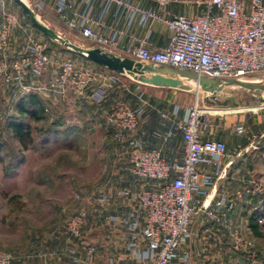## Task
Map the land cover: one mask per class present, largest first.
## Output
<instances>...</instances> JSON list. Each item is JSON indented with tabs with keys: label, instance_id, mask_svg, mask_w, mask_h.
I'll return each mask as SVG.
<instances>
[{
	"label": "built area",
	"instance_id": "built-area-1",
	"mask_svg": "<svg viewBox=\"0 0 264 264\" xmlns=\"http://www.w3.org/2000/svg\"><path fill=\"white\" fill-rule=\"evenodd\" d=\"M152 1L156 3V9L129 0H102V12H105L109 4H113L125 13H137L143 20L164 24L172 32V38L162 49L149 47L144 42L132 47L121 46L117 39L92 28L94 24L100 25V21L80 16L75 0H56L54 9L69 30L122 59L129 58L210 78L244 80V76L264 72V0ZM81 2L89 4L92 0ZM170 4L194 7L199 12L193 16L172 15ZM0 8V79L29 90L30 87L23 84L24 78L29 74H40L51 63L48 43L27 36L26 49L10 57L7 54L9 40L19 26L18 17L5 9L3 0H0ZM52 79L59 93L70 90L76 97L88 95L97 104L107 98L105 82L115 81L114 76L85 64H77L70 58L61 62ZM258 110L264 117V107ZM144 113L143 105L131 107L120 100L111 104L105 113L106 124L115 132V140L124 143L133 182H156L151 189L126 186L113 190L117 202L128 211L123 215L112 213L109 221L120 224L129 232L131 247L138 250V242L144 241L148 250L154 253V264H181L180 259L188 263L189 257L185 255L179 259L177 251L191 236L192 219L204 213L219 221L225 216L224 208L232 210L236 206L235 201L226 197L217 199L211 208L203 206L200 198L208 195L219 173L208 172L199 166L218 168L225 160L236 156L242 148L236 145L233 150H229L223 139L208 137V125L203 118V111L195 102L185 110L181 120L173 121L174 130L182 134L184 147L182 163H170L160 147L145 148L141 140L130 136ZM173 114L176 115L177 110ZM161 116L168 118L164 114ZM233 131L238 135L246 133L243 122H235ZM170 136L171 133L167 132L161 136V141L167 142ZM257 144L258 141L252 140L249 146L256 149ZM243 194L256 198L264 196V177L249 179L239 197ZM76 199L85 204L66 220L64 232L71 240L80 239L82 249L92 254L96 251L95 246L83 237L89 221L86 204L90 198L85 199L78 192ZM93 202L102 210H109L113 204L112 193L101 190L94 194ZM230 238L233 251L242 253L248 262L255 259L252 240L245 237L238 228L231 229ZM127 249H130V245ZM68 253L76 255L77 248L70 247ZM12 262L11 252L0 250V264Z\"/></svg>",
	"mask_w": 264,
	"mask_h": 264
},
{
	"label": "rangeland",
	"instance_id": "rangeland-1",
	"mask_svg": "<svg viewBox=\"0 0 264 264\" xmlns=\"http://www.w3.org/2000/svg\"><path fill=\"white\" fill-rule=\"evenodd\" d=\"M3 2L8 12L25 17L15 0ZM62 37L86 49L96 48L94 43L76 38L68 30L63 32ZM42 38L47 41L48 47L55 46L64 52L68 51L63 45L46 37ZM70 52L68 57L77 64L80 62L98 70H107ZM128 65L141 66L145 70L138 69L144 72H147L146 68L149 72H158L155 66L136 60ZM43 72L37 75H42ZM109 72L116 75L115 80L138 82L134 85V93L141 92L142 84H147L128 75ZM117 76L121 79H117ZM243 79L255 82L264 80V72L244 76ZM163 88H166L163 97L157 101L151 95L142 98L133 95L131 100L121 102L131 107L143 105L146 114L156 115L162 120H166L162 118V114L170 117L177 110L178 116H182L187 108L198 102L208 125L207 133L213 134L233 132V125L238 121L249 127H253V124L263 125L264 117L258 109H246L263 105L252 100V96L256 95L252 90L228 85L216 87V90L195 81L174 89ZM41 89L46 92L45 95L38 93L32 86L29 90H23L20 86L7 84L0 79V250L11 252L12 255L29 250L31 238L36 235L46 238L48 235L61 233L66 220L85 204L77 201L78 192L85 199L90 198L86 208L89 211V221H92L97 215L96 210H101L93 202L97 192L111 187L115 190L139 186L144 182L153 183L147 180L133 182L124 153V143L115 140V132L106 124L108 104L105 107L103 102L100 105H81L73 99L59 101L58 98L57 101L49 102L46 99L49 90L46 87ZM33 92L41 94L45 111L39 120L34 121L28 117L23 119L24 124L30 127V132L20 143L12 136L7 123L13 118H19L15 106L20 98ZM261 94L264 96V92ZM230 98L238 106H233L231 102L221 104ZM234 108L244 110L214 113ZM101 111L105 113H99ZM19 159H22V163L13 167ZM260 165H263L262 160ZM263 198L264 196L261 197ZM91 234L92 231L87 237L92 238ZM259 242L263 252L260 261L264 264V241Z\"/></svg>",
	"mask_w": 264,
	"mask_h": 264
},
{
	"label": "crops",
	"instance_id": "crops-1",
	"mask_svg": "<svg viewBox=\"0 0 264 264\" xmlns=\"http://www.w3.org/2000/svg\"><path fill=\"white\" fill-rule=\"evenodd\" d=\"M23 1L45 25L61 36L65 30H68L76 38H82L77 33L69 30L56 14L54 9L56 0ZM129 1L140 6L156 9V3L152 0ZM75 6L80 16H89L93 17L94 20L100 21V25L94 24L92 26L95 31L117 39L120 45L124 47H132L140 42H144L149 47L162 49L169 44L172 38V32L164 24L143 20L141 15L137 13H125L121 8L113 4H109L105 12H102V0H92L89 4H84L81 0H75ZM169 10L172 15L182 14L186 16H193L199 12L194 7H186L182 4H170ZM27 21L25 17H18L19 26L12 32L9 40L7 54L10 57L26 49L27 36H32L36 39H43L42 37H45L41 36L43 34L33 28L29 21ZM65 52L60 48L50 46L48 54L51 63L45 72L42 75L29 74L24 78L23 84L36 88L38 93L44 95L46 92L41 88L46 87L49 90V93H47L48 97L46 98L49 102H54L53 100L57 101L58 98L59 101L73 99V101H77L81 105H85V103L96 104L88 98V95L76 97L71 92H68V90L65 93L58 92L52 78L59 70L61 62L69 58L68 54L70 55V50ZM113 55L122 59L118 55ZM100 71L116 78L115 74L109 72L111 70ZM117 79H121V77ZM135 83L138 82L135 80L105 82L107 98L102 105L103 107L109 105L106 111L109 110L112 102L131 100L133 95H141L142 97L151 95L157 101L163 97L164 90L166 89L152 84H142L141 92L134 93ZM261 107L264 106L259 105L256 108L250 107L247 109H260ZM222 111L224 110L214 111V113L218 114ZM99 113L104 114L105 112L101 111ZM169 116L166 120H162L156 115L144 113L140 117L135 131L130 136L141 140L145 148L160 147L163 156L168 162L180 164L183 160L184 142L181 132L174 130L173 121L181 120L184 113L182 116H178V113ZM253 125V127L245 126L246 133L241 135L236 134L234 131L218 134L207 133L208 137L226 141L229 150H233L236 145H240L242 150L233 158L225 160L218 168L199 166L208 172L217 171L219 173L215 184L212 188H209L208 195L200 198V201L204 207L208 206L211 208L217 199L226 197L228 200L235 201L236 206L232 210L224 208L225 216L219 221L209 218L204 213H200L192 219L191 236L181 244L177 251L179 259L187 255L190 261L185 263L180 259L181 264H262L260 261V258L263 256L262 248L260 247L262 244L252 235L248 227L249 214L260 205L261 199L245 194L239 197V194L243 193V187L249 179L264 177V122L263 125ZM167 132H170L171 136L167 142L163 143L161 136ZM252 140L258 141L256 149H251L249 146ZM260 160H262V166L260 165ZM152 182H144L139 186L151 189L156 185L155 181ZM107 191L112 193L113 204L109 210L104 211L101 209L99 212L96 210L95 213L97 215L93 217L92 221H88L83 233L85 240L95 246L96 251L94 253L89 254L85 252L81 247L80 239L71 240L65 234L62 227L61 233L52 234V236L48 235L46 238H40L37 235L31 238L32 244L30 245V249L20 254H14L12 264H154V253L148 250L144 241L140 240L138 242V250L131 247L133 245L129 232L120 224L109 221V216L112 213L123 215L128 209L117 202L112 187L107 189ZM233 228H238L245 237L252 240L255 254L253 261H246L242 253L231 249L230 235ZM91 231L92 238L87 237ZM128 245H130V249H127ZM73 246L77 248L76 255L68 253L69 248Z\"/></svg>",
	"mask_w": 264,
	"mask_h": 264
},
{
	"label": "water",
	"instance_id": "water-1",
	"mask_svg": "<svg viewBox=\"0 0 264 264\" xmlns=\"http://www.w3.org/2000/svg\"><path fill=\"white\" fill-rule=\"evenodd\" d=\"M15 2L21 8L23 14L31 24L33 28L38 30L51 41H54L58 44L63 45L66 49L74 52L75 54L81 56L82 58L94 63L97 66L104 67L108 70H111L116 73L124 74L133 77L134 79L141 81L143 83L152 84L161 87H179L188 84L190 81L201 82L203 84L209 85L210 87L217 90L216 87H221L223 85L228 86H237L244 88L246 90H252L256 93L255 96H252V100L261 102L264 105V96L261 94L264 92V85L256 83L255 81L240 80L235 78H210L205 76H198L197 74L176 70L173 68L167 67H157L158 72L153 73L144 72L139 70L141 66L132 67L128 64L132 61L129 58L119 59L115 57L110 52L103 51L102 49L96 47L91 49H86L83 46H80L76 43L69 41L68 39L62 37L60 34L55 32L53 29L45 25L35 14V12L25 3L23 0H15ZM127 63V64H126ZM148 66H154L152 64H145ZM164 74L173 75L175 77H165ZM233 99L221 102L222 105H227L229 102L233 106H238L237 103L232 102Z\"/></svg>",
	"mask_w": 264,
	"mask_h": 264
},
{
	"label": "trees",
	"instance_id": "trees-1",
	"mask_svg": "<svg viewBox=\"0 0 264 264\" xmlns=\"http://www.w3.org/2000/svg\"><path fill=\"white\" fill-rule=\"evenodd\" d=\"M49 50L50 47H48V53ZM15 110L19 118L9 120L7 128L11 131L12 136L21 143L30 132V127L24 124L23 119L28 117L34 121L39 120L40 115L45 111L44 102L37 93H28L20 98ZM21 163L22 159H19L13 167H18ZM260 219L262 222H259ZM248 227L255 238L264 241V198L261 199L260 205L249 214Z\"/></svg>",
	"mask_w": 264,
	"mask_h": 264
},
{
	"label": "bare ground",
	"instance_id": "bare-ground-1",
	"mask_svg": "<svg viewBox=\"0 0 264 264\" xmlns=\"http://www.w3.org/2000/svg\"><path fill=\"white\" fill-rule=\"evenodd\" d=\"M24 2V1H23ZM163 76H165V77H172L173 75H169V74H164L163 73ZM193 81V80H192ZM191 82V81H190ZM196 82V81H195ZM197 83H201V82H197ZM256 83H260V84H263L264 85V80H259V81H256ZM216 94V93H215ZM248 107H246V109H247ZM244 109L243 108H234V109H228V110H224V111H222V112H220V113H227V112H229V111H243Z\"/></svg>",
	"mask_w": 264,
	"mask_h": 264
}]
</instances>
